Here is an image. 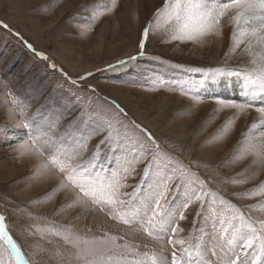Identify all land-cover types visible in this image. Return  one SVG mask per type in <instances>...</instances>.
<instances>
[{
  "label": "rangeland",
  "instance_id": "1",
  "mask_svg": "<svg viewBox=\"0 0 264 264\" xmlns=\"http://www.w3.org/2000/svg\"><path fill=\"white\" fill-rule=\"evenodd\" d=\"M163 3L0 0V214L30 264H80L71 245L44 231L49 227L87 238L105 233L123 237L118 243L139 245L141 253H160L163 243V254L171 260L166 240H153L91 203H72L75 192L67 188L53 191L61 179L58 171L40 167L61 146V140L67 146L81 133L87 137L92 132L96 124L86 128L85 123L102 100L115 102L127 113L118 116L119 120L134 121L153 136L157 133L161 146L204 179L208 189L246 215L264 219V195H254L264 192V161L244 155L250 146L249 128L258 122V113L255 107L242 111L218 102L251 99L242 93L249 87L252 55L244 44L233 45L230 14L221 19L219 34L173 39L172 28L154 15ZM149 24L145 55L139 56L142 33ZM99 38L101 49L90 53L100 45ZM131 56L137 59L109 68ZM52 64L56 67H50ZM88 69L95 71L80 80L87 74L80 72ZM230 80L239 90L236 87L230 96L215 91L219 83L226 86L222 81L230 87ZM104 108L108 116L114 115L110 105ZM25 123L30 127L25 128ZM105 135L92 136L81 159L91 155ZM33 137L40 151L33 146ZM252 138L259 141V129ZM142 169L143 164L136 179L130 177L127 183H137ZM198 211L199 205L189 209L187 218L179 221L182 231L175 238L184 239L186 245L203 242V255L216 264L211 254L216 236L213 217L206 209L197 222Z\"/></svg>",
  "mask_w": 264,
  "mask_h": 264
},
{
  "label": "snow or ice",
  "instance_id": "2",
  "mask_svg": "<svg viewBox=\"0 0 264 264\" xmlns=\"http://www.w3.org/2000/svg\"><path fill=\"white\" fill-rule=\"evenodd\" d=\"M229 14L234 27L233 45L238 47L244 44L253 56V68L247 74V92L253 99L244 103L218 102L222 107L242 111L255 107L258 122H253L249 128L250 146L244 155L252 154L264 161V100L260 101L259 106L255 101L256 96L264 97V0H164L163 6L154 15L158 22L163 19L164 24L172 28L173 39L195 40L200 36L219 34L221 19ZM150 29L151 24L143 30L139 56L145 55ZM26 46L35 52L31 44ZM35 54L47 59L43 53ZM136 59V56H131L128 60L118 61L117 65H109V68ZM50 67L56 66L52 64ZM60 71L63 72L62 69ZM223 71L217 69L219 73ZM91 75L87 73L79 79ZM71 82L75 84L77 81ZM89 88L96 91L91 86ZM104 105L111 106L113 116H108ZM120 115L127 116V113L118 104L100 101L85 123L86 128L89 124H96L92 132L87 137L81 133L67 146L61 140V146L40 167L58 171L61 179L58 188L53 191L67 188L75 192L72 203H91L111 219L130 228H138L153 240H166L167 245L171 246V260L163 254V243L160 253H141L138 251L139 245L118 243L123 237L107 233L103 237L87 238L65 233L55 227L44 231L61 237L66 244L71 245L80 264H212L203 255V242L195 245L189 242L186 245L184 239L175 238L182 231L179 221L187 218L186 213L193 205H199L197 222L206 209L213 217L216 236L211 254L216 257V264H264V219L246 215L236 205L208 189L207 182L166 151L148 129L134 121H121L117 118ZM24 127L29 128L30 125L25 123ZM257 129L260 130V138L258 142H253L252 133ZM101 132H106V135L96 145L95 151L81 159L88 151V141ZM29 135L32 136V133L29 132ZM35 139L33 137V146L37 147ZM22 147L29 150L27 145ZM37 150L40 151L38 147ZM77 160L81 162L76 163ZM141 164L143 169L139 181L135 184L127 183L130 177L136 179ZM127 188L132 190L124 191ZM254 195H264V192H256ZM0 264H30L7 230L5 216L2 214Z\"/></svg>",
  "mask_w": 264,
  "mask_h": 264
},
{
  "label": "bare ground",
  "instance_id": "3",
  "mask_svg": "<svg viewBox=\"0 0 264 264\" xmlns=\"http://www.w3.org/2000/svg\"><path fill=\"white\" fill-rule=\"evenodd\" d=\"M100 42V45L99 46H96V47H93V48H91L90 49V53H96V52H98V50L99 49H101L100 47H101V43H102V41L100 40V38L98 39ZM252 59H253V56H252ZM87 71V72H86ZM86 71H82V72H80V73H84V74H86V73H91V72H93V71H95L94 69H88V70H86ZM72 74H73V71H70ZM78 74V75H81V74ZM222 82H224V85H226L225 87H222L221 86V83H219V84H217V85H215L216 87H215V91H217L218 93L220 92V93H223V95H225V96H230L231 94H233V89L234 90H236V87H237V85L238 84H236V82L233 80V81H229V86L230 87H228L227 85V81H222ZM240 84V83H239ZM239 88L240 87H237V90H239ZM243 94H245V95H243ZM246 95H249L248 94V92H247V89L246 90H244V92L242 93V96H244V97H246ZM250 96V95H249ZM251 97V96H250ZM251 99H253V97H251ZM256 99H258L257 97H255V100ZM262 100H264V98L262 99ZM262 100H260V101H262ZM157 134V133H156ZM156 134H154L155 136L154 137H156L157 135ZM157 138V137H156ZM180 138V137H179ZM158 140H160L159 138H157ZM166 142V141H165ZM178 143H181V142H178ZM168 144V143H167ZM197 163H199V160H195ZM97 224V223H96ZM98 225V224H97ZM100 225V224H99Z\"/></svg>",
  "mask_w": 264,
  "mask_h": 264
}]
</instances>
